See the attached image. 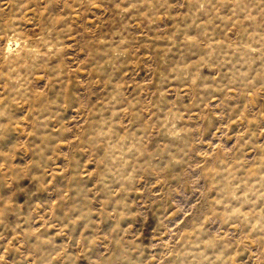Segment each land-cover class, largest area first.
Listing matches in <instances>:
<instances>
[{
  "label": "rangeland",
  "instance_id": "374dc122",
  "mask_svg": "<svg viewBox=\"0 0 264 264\" xmlns=\"http://www.w3.org/2000/svg\"><path fill=\"white\" fill-rule=\"evenodd\" d=\"M0 264H264V0H0Z\"/></svg>",
  "mask_w": 264,
  "mask_h": 264
}]
</instances>
